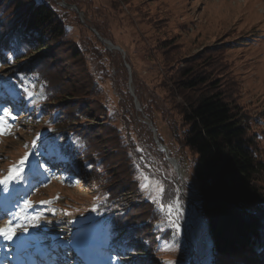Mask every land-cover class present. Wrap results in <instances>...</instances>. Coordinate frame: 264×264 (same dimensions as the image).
Masks as SVG:
<instances>
[{
    "label": "trees",
    "instance_id": "16d2710c",
    "mask_svg": "<svg viewBox=\"0 0 264 264\" xmlns=\"http://www.w3.org/2000/svg\"><path fill=\"white\" fill-rule=\"evenodd\" d=\"M120 1L132 3L115 0ZM144 6L135 10L146 13ZM66 11L52 0H0V52L6 51L13 60L6 77L20 84L15 85L19 96L10 97L4 110L24 113L25 79H32L33 91L43 90L45 101L33 111L38 119L49 113V129L37 137L42 162L68 164L71 171H63L68 167L60 171L74 182L95 174L102 179L105 193L94 209L104 229L99 253L111 254L112 262L121 264L122 256L144 251L149 255L131 264H160L153 260L164 255L158 254L157 247L175 232L172 226L159 225L174 214L171 207L178 191L173 181L155 172L151 155L158 153L157 161L167 160L157 150L154 127L171 157L180 161L171 147L192 157L199 209L214 250L241 264H264V211H250L256 199L252 182L264 168V135L256 129L264 127V112L254 116L240 101V85L226 59L228 45L208 46L191 57L177 54V39L169 33L161 36L150 18L144 20L148 29L136 34L145 35V56L155 65L157 82L146 83L148 90L135 83L141 105L137 112L132 96L123 90V72L118 73L112 63L117 52L107 49L81 24L87 33L78 30L74 37ZM94 27L103 38L108 37L100 26ZM101 117L103 124L86 123ZM148 146L157 153L146 152ZM152 177L159 183L158 191L143 199L142 191ZM170 178L174 179L173 174ZM183 198L180 194L179 200ZM183 261L192 264L189 257ZM106 264L111 262L106 260Z\"/></svg>",
    "mask_w": 264,
    "mask_h": 264
},
{
    "label": "rangeland",
    "instance_id": "374dc122",
    "mask_svg": "<svg viewBox=\"0 0 264 264\" xmlns=\"http://www.w3.org/2000/svg\"><path fill=\"white\" fill-rule=\"evenodd\" d=\"M52 1H57L59 6L67 9L65 16L74 27V37H77L78 33L75 32L78 30H82L83 34L87 33L80 24L85 28H95L94 26L98 25L104 29L108 36L106 39L111 41L109 37L112 38L117 43L114 45L124 51L123 57L119 50L109 49L117 52L112 63L118 68V73L123 72V77L126 78L123 90H128L132 96L135 111H141V105L134 92L135 83L148 90L146 83L153 85L157 82L155 70L152 69L155 65L145 56L143 42L148 43L145 35L140 37L136 34L144 33L148 29L146 22L150 18L151 26L157 27L162 33L161 36L163 33H169L167 35L171 34L177 39V54L191 57L208 46L226 43L229 48L226 59L232 63L241 89L240 101L254 116L264 112V0H130V5L115 0ZM59 2L74 4L79 12L72 7L60 5ZM138 5H145L146 13L137 12L135 9ZM134 25L138 27L136 31L133 29ZM154 31L155 29H152L151 33ZM12 61L6 51L0 52V127L4 129L3 134H0V229L8 221L12 222L14 227H20H16L11 240L5 238L0 241V249L11 258L24 255L36 258V250H45V258H56V261H47L48 264H106L95 253V249L102 247L101 237L104 230L100 226V218L94 217V209L102 202L101 195L105 193L102 179L95 174L87 178L88 180L79 177L74 182L71 175L64 178L60 171L67 167L63 171H71L68 164L53 162L48 166L42 162L43 157L39 154L41 143L37 137L49 129L46 123L49 113L38 119L36 116L34 118L33 111L43 105L45 96L43 90L31 89L34 85L32 79H25L24 91L27 94L21 104L24 113L4 110V103L9 102L10 97L19 96L15 85L20 87V84L13 83L5 73ZM130 89L133 90L137 105ZM2 91L7 93L6 96L2 95ZM114 100L112 98V101ZM145 120L144 118L143 122ZM103 121L102 117L98 120L91 118L86 123L98 125L103 124ZM261 124L264 126V117ZM161 129L164 131L165 128L162 126ZM256 129L264 135V132H261L264 127L259 126ZM171 149L180 159L179 161L174 157L182 170L178 181H175V170L167 159V163L157 161L159 155L152 147L148 146L146 152L157 153L151 155L155 172L163 179L174 182L178 191L176 200L180 194L183 195L184 198L179 201L186 220L182 221V215L174 200L171 207L174 214L171 212L169 220H163L159 225L167 228L172 226L175 232L168 241L162 240V244L157 247L160 249L158 254L164 255L159 257V260H153L160 264H184L183 259L189 257L192 264H241L231 255L214 250L206 219L199 209L200 200L196 192L197 180L192 157L184 150H177L175 147ZM157 150L162 151L159 147ZM58 165L62 167L57 171ZM259 171L256 180L252 182L254 193L257 195L253 204L258 212H263L261 205H264V168ZM171 174L174 179L170 178ZM18 177L23 178L24 186L22 193L13 195L9 182ZM158 184L152 177L142 191L143 199L158 191ZM133 195L131 193L127 198ZM26 202L30 204L26 206ZM68 205L74 207L68 208ZM183 226L187 230L186 238L183 236ZM57 247L58 249L53 251ZM76 247L90 255L89 262L75 260L72 250ZM146 253L148 252L139 251L138 255L129 253L130 255L121 257L120 263L131 264L137 258L149 255ZM105 259L114 264L111 254L105 255Z\"/></svg>",
    "mask_w": 264,
    "mask_h": 264
},
{
    "label": "water",
    "instance_id": "95a60500",
    "mask_svg": "<svg viewBox=\"0 0 264 264\" xmlns=\"http://www.w3.org/2000/svg\"><path fill=\"white\" fill-rule=\"evenodd\" d=\"M59 4H60V5H64V6L72 7V8H74L77 12H79L77 6L74 5V4H68V3H65V2H59ZM89 28H90L91 31H93V32L97 35V37H98V38H99V39H100V40L106 45V47H107L108 49H111V48H112V49H113V48H114V49H117V50H119V51L122 53V55H123V57H124V51H123L119 46L114 45V44H112L111 41H109L108 39L103 38V37L97 32V30H96L95 28H93V27H91V26H89ZM126 66H128V65L126 64ZM130 93L134 96V93H133V90H132V89H130ZM134 101H135V103H136V105H137L138 102H137L135 96H134ZM145 122H146L147 124L151 125V122H149V121H147V120H145ZM151 130L153 131V138H154L155 142L157 143L158 147L164 152L166 159H167L168 162L173 166V168H174V170H175V173H176L175 181H178V178H179V168H180V166H179V162L177 161L176 158L171 157V156L169 155V152H168L166 146H165L164 144H162V143L159 142L158 138L156 137L155 128H154V127H151ZM180 188L182 189V187H180ZM174 205H175V204H174ZM175 208H176V207H175ZM182 221L184 222L183 216H182ZM186 235H187V230H186V228L183 226V236L186 238Z\"/></svg>",
    "mask_w": 264,
    "mask_h": 264
},
{
    "label": "snow or ice",
    "instance_id": "6c2138e0",
    "mask_svg": "<svg viewBox=\"0 0 264 264\" xmlns=\"http://www.w3.org/2000/svg\"><path fill=\"white\" fill-rule=\"evenodd\" d=\"M2 123V121H0ZM4 129L0 127V134H3ZM27 159V157H25ZM24 161H21V164H23ZM30 202H26V206L29 205ZM171 207V206H169ZM33 219H38V217H33ZM16 227H20V225H17ZM16 227H9L7 229H0V238H7V240H11L16 232Z\"/></svg>",
    "mask_w": 264,
    "mask_h": 264
},
{
    "label": "bare ground",
    "instance_id": "6f19581e",
    "mask_svg": "<svg viewBox=\"0 0 264 264\" xmlns=\"http://www.w3.org/2000/svg\"><path fill=\"white\" fill-rule=\"evenodd\" d=\"M112 43V42H111ZM112 49V48H111ZM114 49V48H113ZM181 172H182V170L179 168V178L181 177ZM260 172V171H259ZM179 192H181V190L179 191ZM260 193V192H259ZM257 195H252V197H256ZM252 197H251V199H252ZM257 198V197H256ZM175 201L177 202V203H175L176 204V207H177V210L179 211V213H181V215L183 216V219H184V222H185V220H186V218H185V214L183 213V209L181 208V204H180V201H179V198H177V200H176V198H175ZM256 202V201H255ZM263 202V201H262ZM252 204V203H251ZM258 205V204H257ZM248 207H249V205H248ZM251 208H252V210H253V212H258V209L256 208V207H254V206H251ZM250 208V209H251ZM257 209V210H256Z\"/></svg>",
    "mask_w": 264,
    "mask_h": 264
},
{
    "label": "built area",
    "instance_id": "2783aa9c",
    "mask_svg": "<svg viewBox=\"0 0 264 264\" xmlns=\"http://www.w3.org/2000/svg\"><path fill=\"white\" fill-rule=\"evenodd\" d=\"M250 211H251V213H254L253 210L250 209Z\"/></svg>",
    "mask_w": 264,
    "mask_h": 264
}]
</instances>
